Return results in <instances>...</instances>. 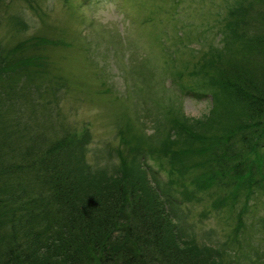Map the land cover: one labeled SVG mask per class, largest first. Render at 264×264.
<instances>
[{"label": "rangeland", "instance_id": "1", "mask_svg": "<svg viewBox=\"0 0 264 264\" xmlns=\"http://www.w3.org/2000/svg\"><path fill=\"white\" fill-rule=\"evenodd\" d=\"M233 3L0 0V53L8 63L0 74V134L36 102L41 129L76 134L92 168L111 172L120 156L129 167L137 159L155 170L182 234L218 250L225 264H259L264 189L232 200L214 187L197 188L199 143L208 140L201 132L193 142L177 138L212 107L208 48L229 29Z\"/></svg>", "mask_w": 264, "mask_h": 264}, {"label": "trees", "instance_id": "2", "mask_svg": "<svg viewBox=\"0 0 264 264\" xmlns=\"http://www.w3.org/2000/svg\"><path fill=\"white\" fill-rule=\"evenodd\" d=\"M227 13L229 29L200 69L213 80L212 107L177 138L193 142L201 132L208 142H198L203 170L193 184L235 200L264 189V0H234ZM7 64L0 53V74ZM27 104L0 134V264H225L173 222L176 205L155 170L144 168L149 177L120 156L111 172L92 168L76 134H46L36 102Z\"/></svg>", "mask_w": 264, "mask_h": 264}]
</instances>
